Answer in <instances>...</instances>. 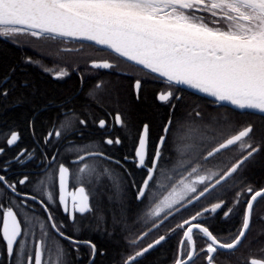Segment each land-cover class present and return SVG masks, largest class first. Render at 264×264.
I'll use <instances>...</instances> for the list:
<instances>
[{
    "label": "snow or ice",
    "instance_id": "6c2138e0",
    "mask_svg": "<svg viewBox=\"0 0 264 264\" xmlns=\"http://www.w3.org/2000/svg\"><path fill=\"white\" fill-rule=\"evenodd\" d=\"M21 36L46 43H63L64 40L91 42L98 46L97 52H107L112 60L116 61L113 63L108 59L93 60L92 68L111 70L118 63H126L130 67H135L137 72H142L145 77L151 76L165 85L167 90L159 92L155 99L169 106L173 117L163 127L164 135L159 137L154 148L150 160L151 166L146 163L149 153L148 124L143 125L138 144L134 149L133 162L138 168L146 169V178L137 190L138 200L145 197L146 191L151 190L150 182L154 180V174L157 172L158 162L162 157L161 150L173 126L175 111L179 102L183 100V96L178 94L181 89L175 86H186L211 98L205 100V104L231 105L249 118L250 122L247 126L228 136L223 142L212 146L204 159L215 157L223 150L237 145L240 150H247V155L223 174L212 172L210 169L207 174H200L198 166L192 167L188 175L179 179L167 195H163L153 204L147 212L150 217H160L164 213V219H167L169 216H174L181 208L187 210L188 205L211 195L216 187L226 182L227 178L236 173L245 161L261 151L260 143L264 142V127L256 128L254 125L257 121L264 123V0H0V37L12 38L13 42H16V38ZM80 47L83 48L85 45L81 44ZM65 51H76V49H65ZM45 70L55 72L57 78L69 75L66 69ZM141 87L142 80L137 78L134 85L137 100L140 99ZM96 89L100 90L101 84H97ZM193 114L196 118L202 119L199 105L191 106L188 116L191 117ZM109 115L111 116L110 113ZM79 123L84 124L85 121L80 120ZM117 125L125 127L119 111L112 118L111 126ZM98 126L105 129L108 122L100 119ZM196 131L189 129V134ZM257 133L260 135L259 141L255 139ZM52 135L53 132L48 133L45 143L49 142ZM60 135V131H55L56 137ZM19 139V134L12 132L6 143L11 147ZM200 139H207L208 143L212 144L215 137L207 138L201 135ZM104 143L119 145L121 140L119 137L115 140L108 138ZM92 147L89 145L78 149L85 155H80L76 162H84L89 157L112 159L102 151L90 150ZM3 153L4 149L0 148V155ZM32 155L31 152L21 150L14 160L23 164L25 158L30 160ZM52 159L55 160V157ZM125 159L127 160L128 157ZM10 163L11 160L6 162V166ZM115 163L120 162L115 161ZM58 171L59 204L75 225L77 213L83 216L92 211L85 180L91 182V178L96 175V168L89 163H83L78 169V174L72 177L80 186L73 185L74 190L71 191L69 168L61 164ZM103 174L113 181L119 193V180L113 171L104 168ZM193 176L195 178L191 179ZM213 176L218 178L209 186L207 181ZM27 179V177L20 179L18 183L24 185ZM40 183L43 184L44 181L41 180ZM0 184H3L5 190L19 194L16 183H8L4 175H0ZM197 185H203L202 190H198ZM45 195L48 201L53 200L51 192H46ZM245 195L250 198L245 200ZM261 197H264V189L253 192L251 187H247L236 192L233 205L224 212V218L227 219L234 214L240 204L246 206L240 228L227 240L218 238L201 222L205 213L216 214L224 207L223 200L212 204L210 209L203 208L190 218L183 219L170 230L183 231L175 264H194L199 252L205 254L207 264H215L216 253L233 254L250 230L254 203ZM0 209H2L0 239L6 244L9 259L15 252L16 264H63L65 250L58 240L48 239L49 234L43 224H41L42 239L34 243L33 249H28L25 238L32 235L30 218H25V227L22 229L21 220L18 219L13 207L5 208L0 204ZM45 211H47L46 206ZM47 219L53 221L51 213L48 214ZM260 219L264 220V217ZM159 226L153 222V227ZM62 227V224L57 226L54 221L51 223L55 236L71 240L75 245L77 242L66 236L61 231ZM79 230V227H76V231ZM194 234L206 241V246L199 252L196 249ZM142 238L137 237L129 243L134 245ZM165 239L164 235L159 236L143 250L129 255L124 264H137L139 257ZM84 243L91 247L94 257L95 245L90 241ZM247 264H264V259L250 257Z\"/></svg>",
    "mask_w": 264,
    "mask_h": 264
},
{
    "label": "trees",
    "instance_id": "16d2710c",
    "mask_svg": "<svg viewBox=\"0 0 264 264\" xmlns=\"http://www.w3.org/2000/svg\"><path fill=\"white\" fill-rule=\"evenodd\" d=\"M57 55H59L57 47L55 49L51 43L42 40L21 36L13 42L12 38L0 37V130L5 129L2 127L4 125L17 126L22 133L21 140L31 143L32 138L28 132V125L31 123L35 135L34 140L41 144L47 127L60 113V110H77L87 123H89V118L95 121L100 115L106 117V112L119 111L127 125L126 133L129 137H120L121 147L118 151L121 152L124 147L136 141L140 126L142 123H147L149 125V153L151 154L159 135L163 132L164 125L173 117L170 107L155 99L159 85L153 80L142 84L140 99L137 100L132 89L131 76L116 75L107 77L100 90H89L93 94L87 97L84 91L85 86L95 84L98 81L95 77L87 78L79 89L77 75H72L61 82L52 79L47 74L48 71L43 70L54 64L53 57ZM37 64L43 71L37 67ZM178 94L183 96V100L179 102L175 111L173 126L166 137L157 172L154 174V180L150 182L151 190L146 191L144 198L136 199L138 187L146 177L144 169L137 168L128 159L122 162L121 153L113 150V147L108 148L102 144L101 149L112 160L91 157L84 161L95 160L96 168V175L91 178V182L85 180L92 211L84 223L87 230L82 234L84 239L91 241L97 247L94 263L110 264L120 253L131 255L137 250L135 245H130L131 240L143 237L136 244L144 245L155 236L165 234L169 229L175 228L178 223L190 218L196 211H201L206 207L210 209L212 204L223 200L224 207L218 210L221 211L219 213L221 215L232 207L237 191H242L247 187L256 191L264 187V142H261V151L245 161L237 172L227 178L226 182L217 186L211 195L202 197L187 207V210H180L159 227L150 230L153 222L157 223L161 220L164 213L160 217H150L147 212L163 195H167L179 179L187 176L192 167L198 166L200 174H207L209 169L212 172L223 174L247 155V150L242 151L237 145L205 160V154L211 147L201 143V135L209 138L215 132L225 133L226 135L218 139L216 143L218 144L247 126L250 122L249 118L241 114L240 110L232 107L205 104L204 101L210 99L187 90L181 89ZM193 104L199 105L202 119L196 118L194 114L191 117L188 116ZM254 126L261 128L264 127V123L257 121ZM189 129L197 130L196 133L200 132V136L191 137ZM255 139L260 140L259 133ZM59 141L57 144L59 150L67 146V138H61ZM89 145L92 144L87 143V146ZM59 150H56L55 165L62 163L72 170L80 167V165L69 163V159L78 156L80 151L66 150L67 153L61 154ZM90 150L97 149L92 147ZM126 156L130 158L133 154ZM118 159L122 162L121 165L115 163L114 160ZM104 168L112 170L119 180V193L113 181L103 174ZM71 177H73L72 173ZM194 178L195 176L191 177V179ZM217 178L218 176H213L207 183L210 184ZM197 187L198 190H202L203 185H197ZM248 197L245 195L244 199ZM245 206L243 203L240 204L234 214L226 220L217 218L210 212L205 213L201 222L212 232L214 231L215 235L230 238V235L235 234L241 226ZM261 217H264V197L258 198L254 203L252 225L242 244L233 254L216 253L214 258L230 259L233 261L232 264H247L250 257L264 259V220H261ZM180 234L181 230L177 229L175 234L167 238L163 246L167 252L174 247L175 254ZM195 242L198 251L206 245V241L199 237H195ZM164 249L161 250L164 251ZM100 251H103L102 255ZM155 255L156 252L153 250L141 258L137 264H158L159 258L157 255L155 258ZM75 263L76 261H73V264ZM194 264H207L203 252H199Z\"/></svg>",
    "mask_w": 264,
    "mask_h": 264
},
{
    "label": "flooded vegetation",
    "instance_id": "af4514ba",
    "mask_svg": "<svg viewBox=\"0 0 264 264\" xmlns=\"http://www.w3.org/2000/svg\"><path fill=\"white\" fill-rule=\"evenodd\" d=\"M51 44L53 45V47H55V49L57 47V51L59 55L53 57L54 64L49 68H45V69H55L56 71H59L60 69H66L69 75L62 78H57L55 72L53 71H48L47 74H49V76L52 79L61 82L67 80L72 75H77L79 79V89H81L87 78L95 77L96 79H98V81L95 84L85 86L84 91L87 97L90 96V94H93L89 92V90L91 91L92 89H94L95 91H97L96 89L97 84H101V88H102L104 82L107 80L106 79L107 77H111V76L113 77L116 75H125L129 77L131 76L132 89L134 94H136L134 85H135V80L137 78H140L142 80V84L150 80L155 81L160 87L159 90L156 92V95L161 91L167 90L165 85L160 80L152 79L151 76L145 77L142 72H137L135 67H130L126 63H118L117 66L111 70L92 68L91 62L93 60L108 59L110 62L116 63V61L112 60V57L109 56L106 52L103 51L97 52L96 46L88 45L85 43H78L72 40H64L63 43L57 42ZM81 44L85 45V47L81 48L80 47ZM65 49H76V51H65ZM37 67H39L38 64ZM39 69L42 70L41 67H39ZM175 87L178 88L177 86ZM109 113L111 114V116L109 115ZM116 113L117 112L114 111L106 112V117L100 115L95 119V121L93 118H89L88 119L89 123H87L82 118L80 112H78L77 110H73V109H68L66 111L60 110V113L57 116H55V118L52 120V123L47 127L46 133L43 136V140L41 144L37 143V141L34 140L35 135L31 123H29L28 125V132L30 137L32 138L31 143L23 142L21 140L22 133L17 128V126H12V127L7 125L2 126L5 129L0 130V148L4 149L3 155H0V175H4L8 183H16L17 193L19 194L17 195L16 193H12L10 191L5 190L3 184H0V197H2L0 198V204H2L5 208L9 206L13 207V210L17 212L18 219L21 220L22 229H24L25 227V223H24L25 218L26 217L30 218L31 224L29 226L31 227L32 235L25 238L28 249H33L34 243L42 239L43 231L41 229V224H43L49 234L48 239L49 240L56 239L63 246L65 250L63 264H73V261L74 262L76 261L75 264H101L100 262L94 263L93 260L96 254L94 257L92 256L91 247L88 244L84 243L85 241H89V240L84 239L82 235L83 232H86L87 230V226H85L84 223L87 221V217L90 212L84 214L83 216L77 213L75 215L76 223L74 225L73 221L69 218L68 214L64 212L63 207L59 204V200H58L59 187H58L57 176H58L59 166L62 163L55 165V160H53L52 158L55 157L57 153L56 150H59V148H57L58 147L57 144L60 142L59 140L61 138H67L68 139L67 146L69 145L68 148L71 149L72 151L78 152V149L85 148V146H87V143L92 144V146L97 149L93 151H101V149L103 148L102 144H104L108 148L113 147V150H116L118 153H121L122 162L126 161L125 157H128L126 155L133 154V157L130 158L128 157V160L133 162V158L135 155L134 149L138 144L139 135L142 131L143 125L147 123H142V125L140 126L139 131L137 132V140L136 141L132 140L133 142L131 145L129 144L127 147H124V150H121V152H119L118 149L121 147L120 146L121 143L119 145L115 143H113L112 145H107L104 143V141L108 138L115 140L117 137L119 138L129 137V134L126 133L127 132L126 124L125 127H121L118 125L114 127L111 126L112 118L115 116ZM100 119H104L108 122V126L105 129H101L98 126V122ZM80 120H84L85 123L80 124L79 123ZM55 131L61 132L60 137L55 136ZM12 132L18 133L20 139L14 146L9 147L6 141L8 138H10ZM49 132H53V135L49 140V142L45 143V137L48 135ZM161 135H159V137ZM132 137L133 136L131 135V138ZM159 137L155 143V146L158 143ZM73 139L75 140L73 141ZM67 146L61 147L59 152H61V154L67 153L68 151L66 150H69ZM155 146L153 147L151 154L148 153V160H146V163H148L149 166H151L150 160L152 158V155L154 154ZM21 150H26L27 152L33 153L32 158L30 160L25 158V162L23 164L17 163L14 160V157ZM80 152L81 153L78 154V156L76 157L85 154L83 151ZM10 160L12 161V163L7 164L6 166V162ZM71 160L72 159H69L70 165L75 164V165H80V167L83 166L84 162L72 163ZM114 161H119L120 162L119 165H121L122 163L119 159ZM134 164L136 166V163ZM63 165L69 168V173H70L69 190L70 191L74 190L73 185H75V187H79L80 185L79 183L73 181L71 177V173L73 174V176L77 175L78 169L80 167L79 168L76 167L75 169L72 170L68 165L65 164ZM144 171L146 173V169H144ZM25 177L28 178L27 182L24 185H20L18 181L20 179H24ZM41 180L44 181L43 184L40 183ZM46 192H51L53 194V200L51 202L48 201L45 195ZM31 197H35V199H31ZM248 198H250V196ZM69 205L71 206L70 197H69ZM45 206L47 207V211H45ZM220 212L221 211H217V213L215 214L216 217L217 218L220 217L222 220H226L224 218V212L221 215L219 214ZM0 213H2V209H0ZM49 213H51L53 217V221L57 224V226H60L61 224L63 225L61 231H63L66 236L71 237L72 240H75L77 242L75 245L71 242V240H66L61 237L55 236L54 230L51 228V222L53 221H49L47 219ZM0 227H2V221H0ZM76 227H79L80 229L79 232L76 231ZM171 229H169L165 234H160L155 236L154 239L145 243L144 245L134 244L135 247L137 248L136 251H141L143 250V248L147 247L149 244L153 243L156 239H158L159 236L164 235L166 237V239L162 241L161 244L156 245L148 252L144 253L143 256L139 257L137 263L141 258L145 257L146 254H149L151 251L154 250L159 258L158 264H175V259L179 255V242L183 238V231L181 230L179 242L174 254L173 251L174 247H171L169 252H167V249L163 248V246H165L166 244L167 238H169L172 234H175L176 232V231L171 232L170 231ZM212 233L214 234L215 232L213 231ZM216 236L218 238H221L219 235ZM195 237L198 236L194 234V239ZM223 239L227 240L230 238L226 237ZM91 244L93 243L91 242ZM205 246L206 245H204L203 248ZM161 249H164V251ZM96 251H97V247H96ZM135 252L132 253L131 255H134ZM0 253H2L0 254V264H16L15 252H14V256L11 259H9L6 253V244L2 241V239H0ZM102 254L103 251H100V255ZM156 255L154 256L155 258ZM128 256L129 254L123 255L122 253H120L118 257L115 259V261L110 264H124ZM182 258L186 259V257H182ZM232 262H233L232 260L223 257L215 258V264H232Z\"/></svg>",
    "mask_w": 264,
    "mask_h": 264
},
{
    "label": "water",
    "instance_id": "95a60500",
    "mask_svg": "<svg viewBox=\"0 0 264 264\" xmlns=\"http://www.w3.org/2000/svg\"><path fill=\"white\" fill-rule=\"evenodd\" d=\"M74 41V40H73ZM78 42H82V43H87V44H91V42H88V41H78ZM91 45H94V44H91ZM94 46H96V45H94ZM96 47H98V46H96ZM178 88H181V89H184V90H187V91H189V92H192V93H194V94H197V95H200V96H203L202 94H200V93H197V92H195L194 90H192V89H189V88H187L186 86H177ZM203 97H205V96H203ZM206 98H208V99H211V98H209V97H206ZM225 106H228V107H232L231 105H227V104H225ZM238 110V109H237ZM162 135H164V132H163V134ZM161 135V136H162ZM228 138V137H227ZM159 141V140H158ZM221 142H223V141H221ZM211 150V149H210ZM82 155H85V154H82ZM207 155V153L205 154V156ZM89 158H91V157H89ZM102 158V157H101ZM77 159H78V157H76V158H74V159H72L71 160V162L72 163H76V161H77ZM112 160V159H111ZM146 178V177H145ZM216 180V179H215ZM215 180L214 181H212L210 184H209V186H211L212 184H214L215 183ZM57 181H58V187H59V171H58V176H57ZM223 183V182H222ZM219 186V185H218ZM262 189H264V187L262 188ZM260 190V189H259ZM190 205H188L187 207H189ZM180 207V206H179ZM182 209H184V208H181V210ZM177 213V212H176ZM171 216H169L168 218H170ZM167 218V219H168ZM167 219H164V217L161 219V220H163V222L164 221H166ZM161 220H159L156 224H158V225H161L162 223H161ZM52 223V222H51ZM154 228H156V227H151L150 229H154ZM90 262V261H89Z\"/></svg>",
    "mask_w": 264,
    "mask_h": 264
},
{
    "label": "rangeland",
    "instance_id": "374dc122",
    "mask_svg": "<svg viewBox=\"0 0 264 264\" xmlns=\"http://www.w3.org/2000/svg\"><path fill=\"white\" fill-rule=\"evenodd\" d=\"M224 135H226V134L223 133V132H215L211 137H209V138L215 137V139L213 140L212 144H209L207 139H202L201 143L203 142L206 146L208 145V147H212L219 141L218 139H220V137H222ZM198 136H200V132L199 133L195 132V133L191 134V137H198ZM194 141H196V140H194ZM86 163H89L90 165H94L95 166V160H88V161H86Z\"/></svg>",
    "mask_w": 264,
    "mask_h": 264
}]
</instances>
